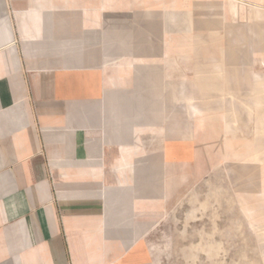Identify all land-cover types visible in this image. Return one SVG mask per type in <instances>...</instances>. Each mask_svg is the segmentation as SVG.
<instances>
[{
    "label": "crops",
    "instance_id": "crops-1",
    "mask_svg": "<svg viewBox=\"0 0 264 264\" xmlns=\"http://www.w3.org/2000/svg\"><path fill=\"white\" fill-rule=\"evenodd\" d=\"M210 172L264 264V0H0V264H158Z\"/></svg>",
    "mask_w": 264,
    "mask_h": 264
},
{
    "label": "rangeland",
    "instance_id": "rangeland-1",
    "mask_svg": "<svg viewBox=\"0 0 264 264\" xmlns=\"http://www.w3.org/2000/svg\"><path fill=\"white\" fill-rule=\"evenodd\" d=\"M224 182L210 172L193 187L182 205L151 236L158 264H260L254 241H220V255L212 256V200ZM223 210H220L222 213ZM196 214L198 219H196ZM218 244V242H216Z\"/></svg>",
    "mask_w": 264,
    "mask_h": 264
}]
</instances>
